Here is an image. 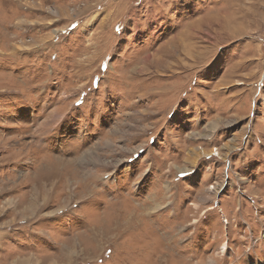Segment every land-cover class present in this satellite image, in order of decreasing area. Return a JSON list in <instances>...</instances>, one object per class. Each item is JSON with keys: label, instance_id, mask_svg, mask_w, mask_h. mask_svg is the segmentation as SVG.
Here are the masks:
<instances>
[{"label": "rangeland", "instance_id": "374dc122", "mask_svg": "<svg viewBox=\"0 0 264 264\" xmlns=\"http://www.w3.org/2000/svg\"><path fill=\"white\" fill-rule=\"evenodd\" d=\"M210 261L264 264V0H0V264Z\"/></svg>", "mask_w": 264, "mask_h": 264}, {"label": "bare ground", "instance_id": "6f19581e", "mask_svg": "<svg viewBox=\"0 0 264 264\" xmlns=\"http://www.w3.org/2000/svg\"><path fill=\"white\" fill-rule=\"evenodd\" d=\"M194 154V157H193V159L195 160L197 157H198V155H200L201 154V151H198V153H193ZM90 157V156H89ZM92 157V156H91ZM98 157V156H97ZM88 158V157H87ZM88 159H90V158H88ZM92 160V159H91ZM99 160V159H98ZM81 161H87L86 160V158H82V159H80V162ZM88 164V163H87ZM83 166V165H82ZM69 187V186H68ZM36 193V192H35ZM196 207V206H195ZM226 248V243H223L222 244V246H221V251L223 252L224 251V249ZM210 264H211V261H210ZM255 264H262L261 262H257V263H255Z\"/></svg>", "mask_w": 264, "mask_h": 264}]
</instances>
